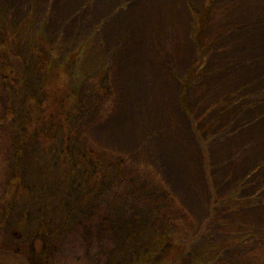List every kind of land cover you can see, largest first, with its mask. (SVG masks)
Instances as JSON below:
<instances>
[{
	"label": "rangeland",
	"instance_id": "obj_1",
	"mask_svg": "<svg viewBox=\"0 0 264 264\" xmlns=\"http://www.w3.org/2000/svg\"><path fill=\"white\" fill-rule=\"evenodd\" d=\"M119 158L169 197L120 199ZM17 204L53 264H130L144 231L171 234L153 264H264V0H0V217Z\"/></svg>",
	"mask_w": 264,
	"mask_h": 264
},
{
	"label": "trees",
	"instance_id": "obj_2",
	"mask_svg": "<svg viewBox=\"0 0 264 264\" xmlns=\"http://www.w3.org/2000/svg\"><path fill=\"white\" fill-rule=\"evenodd\" d=\"M202 26H204L203 23L201 24V26H199L200 29H198L200 31L199 36H202V33H203V29H202L203 27ZM84 156H86V155H84ZM85 166H87V165H85ZM118 166H119L118 168H119L120 172H119V175H117V188H120L119 191H121V195L119 196L120 199L128 198V196L132 197L139 204L143 203L146 205V207H148L150 209V208L158 207L159 205H161L160 204L161 203L160 196L162 198L163 197L164 198L169 197L166 195V192L161 187H159L158 183H156L152 180H148L146 182H143L144 181L143 179H145V177L141 176L140 178H142V179L140 181L137 179V177H135L134 174H130L129 170L127 169L128 168L127 164L123 160H121L120 158H119V165ZM88 174L92 175L91 172H89ZM97 174H98L97 170L93 172L94 176H96ZM86 178H87V183L94 180L93 176H88ZM96 180L97 179L95 178V181ZM131 182H137L139 184L135 185V187H129ZM100 184H101V182L97 183L96 185L87 184V186H90V187L95 186V189L97 188L101 191L103 188L99 187ZM145 185H147L150 188V193L147 192ZM129 188H132V195H130V189ZM152 191H154V193ZM155 195L157 198L155 197ZM163 202L164 201L162 200V205L164 204ZM167 218H168L167 226L169 227V230L172 232H175L176 225H175L174 217L167 216ZM169 234L164 235V234H158V233L152 232V231H144V233H140L139 236H136L134 243L138 246L139 243H141L144 240L145 241V248H143V251L147 250V252L142 253L140 255V257L138 256V254H137V256L135 255L136 257L132 259V262H130V264L131 263L132 264H153L154 257L160 252L163 244H166V242H168ZM170 236H171V234H170Z\"/></svg>",
	"mask_w": 264,
	"mask_h": 264
},
{
	"label": "flooded vegetation",
	"instance_id": "obj_3",
	"mask_svg": "<svg viewBox=\"0 0 264 264\" xmlns=\"http://www.w3.org/2000/svg\"><path fill=\"white\" fill-rule=\"evenodd\" d=\"M15 208L13 209L14 212ZM16 215H2L0 217V251L9 252L18 261H25L27 264H53L52 248L48 249L41 243H45V236H49V242L52 243L51 233L56 237V232L51 231L46 233L42 230H37L34 239H28L32 245L29 249L26 247V237L23 229L24 214L20 204L16 205ZM15 219V224L7 226L6 224ZM24 232V233H23ZM39 239V240H38Z\"/></svg>",
	"mask_w": 264,
	"mask_h": 264
}]
</instances>
